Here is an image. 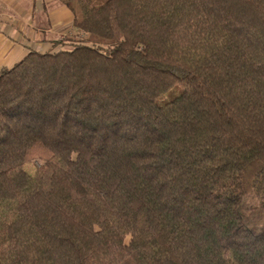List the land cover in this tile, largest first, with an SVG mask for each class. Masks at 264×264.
I'll use <instances>...</instances> for the list:
<instances>
[{
  "label": "trees",
  "instance_id": "16d2710c",
  "mask_svg": "<svg viewBox=\"0 0 264 264\" xmlns=\"http://www.w3.org/2000/svg\"><path fill=\"white\" fill-rule=\"evenodd\" d=\"M58 1L0 68V264H264V0Z\"/></svg>",
  "mask_w": 264,
  "mask_h": 264
},
{
  "label": "crops",
  "instance_id": "0c3cea01",
  "mask_svg": "<svg viewBox=\"0 0 264 264\" xmlns=\"http://www.w3.org/2000/svg\"><path fill=\"white\" fill-rule=\"evenodd\" d=\"M74 15L58 0H0V68H11L30 48L47 52L75 34Z\"/></svg>",
  "mask_w": 264,
  "mask_h": 264
},
{
  "label": "rangeland",
  "instance_id": "374dc122",
  "mask_svg": "<svg viewBox=\"0 0 264 264\" xmlns=\"http://www.w3.org/2000/svg\"><path fill=\"white\" fill-rule=\"evenodd\" d=\"M169 95L170 94H168L167 96H165L164 98H163V101H166V100H168V99H170L169 98ZM39 161L38 160H35V159H33L31 162H29L27 165H26V169H27V171H29L30 173H34L35 171H36V168L38 167V163Z\"/></svg>",
  "mask_w": 264,
  "mask_h": 264
}]
</instances>
